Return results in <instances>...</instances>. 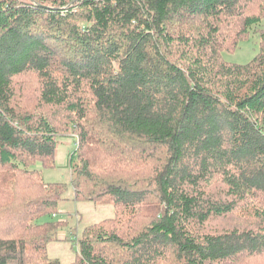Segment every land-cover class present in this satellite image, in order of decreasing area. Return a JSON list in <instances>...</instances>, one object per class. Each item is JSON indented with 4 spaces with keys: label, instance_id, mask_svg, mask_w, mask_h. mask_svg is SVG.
<instances>
[{
    "label": "trees",
    "instance_id": "1",
    "mask_svg": "<svg viewBox=\"0 0 264 264\" xmlns=\"http://www.w3.org/2000/svg\"><path fill=\"white\" fill-rule=\"evenodd\" d=\"M253 1L0 0V264L49 260L65 227L52 218L66 186L32 168L54 165L57 123L77 138L75 201L114 209L84 230L78 264L264 254V33L255 58L232 64L222 52L240 40L222 46L217 26ZM263 19L246 17L241 35ZM27 73L34 110L18 103ZM237 212L255 225L205 231Z\"/></svg>",
    "mask_w": 264,
    "mask_h": 264
},
{
    "label": "rangeland",
    "instance_id": "2",
    "mask_svg": "<svg viewBox=\"0 0 264 264\" xmlns=\"http://www.w3.org/2000/svg\"><path fill=\"white\" fill-rule=\"evenodd\" d=\"M264 10V0H255L242 11V16L228 15L221 18L217 26L220 28L218 40L223 46L224 42L231 39L240 40L237 47H229L230 51L222 52L225 61L232 64H248L260 51L261 39L259 35L264 33V19L256 30L250 35L243 36L241 31L246 17L260 16ZM246 37V38H245ZM245 38V39H244ZM243 39V40H241ZM264 44V43H263ZM18 90V103L23 108L36 109V103L33 99L40 92V82L34 73H27L24 76L15 79ZM39 104V103H38ZM48 107H45L46 111ZM42 111L43 109H40ZM60 135H66L60 138L57 153L54 157L53 166H45L41 162H35L32 168L41 171L42 177L46 183H62L66 186L64 200L59 204L57 214L52 220L66 222L65 227L56 232L53 241L48 243L49 260H37L32 264H78L79 258V240L83 236L84 230L91 228L102 220L114 216V209L110 206L96 205L90 202H76L75 189L72 181L71 157L76 151L77 138L74 132L65 125L58 124ZM77 160V157H76ZM255 225L254 220L245 216L243 213H235L233 216L221 217L211 220L205 227V231L211 233L231 230L237 227L247 228ZM110 252L117 257L111 258L115 262L119 260L124 251L112 247L108 248ZM107 251V250H106ZM170 264H175L173 259H169ZM166 262L160 264H166ZM240 264H264V254L251 258H242Z\"/></svg>",
    "mask_w": 264,
    "mask_h": 264
}]
</instances>
